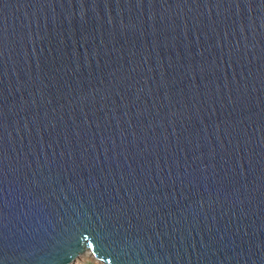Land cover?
Segmentation results:
<instances>
[{"label":"water","instance_id":"95a60500","mask_svg":"<svg viewBox=\"0 0 264 264\" xmlns=\"http://www.w3.org/2000/svg\"><path fill=\"white\" fill-rule=\"evenodd\" d=\"M264 264V0H0V264Z\"/></svg>","mask_w":264,"mask_h":264},{"label":"rangeland","instance_id":"374dc122","mask_svg":"<svg viewBox=\"0 0 264 264\" xmlns=\"http://www.w3.org/2000/svg\"><path fill=\"white\" fill-rule=\"evenodd\" d=\"M72 264H99V263L91 259L89 256L79 255L78 258Z\"/></svg>","mask_w":264,"mask_h":264},{"label":"bare ground","instance_id":"6f19581e","mask_svg":"<svg viewBox=\"0 0 264 264\" xmlns=\"http://www.w3.org/2000/svg\"><path fill=\"white\" fill-rule=\"evenodd\" d=\"M83 255H85V254H80V256H83ZM97 262V261H96ZM97 263H99V262H97ZM100 264V263H99Z\"/></svg>","mask_w":264,"mask_h":264}]
</instances>
